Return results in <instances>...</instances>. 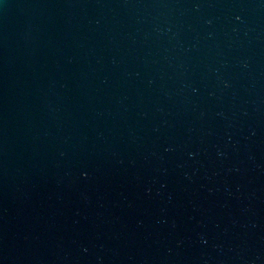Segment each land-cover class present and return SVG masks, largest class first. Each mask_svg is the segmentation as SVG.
Segmentation results:
<instances>
[{
	"label": "water",
	"instance_id": "1",
	"mask_svg": "<svg viewBox=\"0 0 264 264\" xmlns=\"http://www.w3.org/2000/svg\"><path fill=\"white\" fill-rule=\"evenodd\" d=\"M0 264H264V0H0Z\"/></svg>",
	"mask_w": 264,
	"mask_h": 264
}]
</instances>
